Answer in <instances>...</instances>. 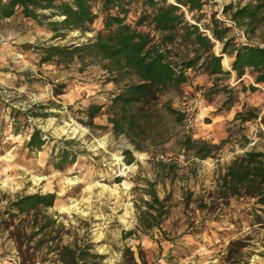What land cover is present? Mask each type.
I'll return each mask as SVG.
<instances>
[{
  "label": "rangeland",
  "instance_id": "374dc122",
  "mask_svg": "<svg viewBox=\"0 0 264 264\" xmlns=\"http://www.w3.org/2000/svg\"><path fill=\"white\" fill-rule=\"evenodd\" d=\"M249 1L207 0L202 21L218 19L230 27L228 36L236 43L264 45V25L244 34L230 21L231 9L224 11ZM100 2L91 0L97 17L85 30L60 35L47 26L61 19L50 9L39 11L48 16L41 24L20 8L0 20V264H63L57 244L81 252V264H264V205L244 194L224 196L217 186L236 157L264 152V84L255 83L248 70L239 78L232 72L224 84L235 89L237 100L228 109L222 92L211 101L203 95L211 85L203 73L160 91L153 124L137 150L125 135L114 134L107 120L110 99L124 81L114 84L104 61L93 56L41 61L46 46L93 39L103 28ZM214 42L215 53L222 54V45ZM195 98L203 99L202 124L191 132L178 116ZM91 104L103 109L89 126L85 111ZM248 110L255 117L240 122L236 114ZM34 129L44 143L29 150L26 142ZM184 135L221 147L198 159L182 148ZM125 150L132 152L131 163ZM62 152H67L65 162ZM157 156L173 169L161 170ZM124 165L129 172L118 175ZM148 182H154L161 209L144 205L151 201ZM34 193L54 194L53 204L29 214L12 207L18 197ZM127 231L132 234L125 236Z\"/></svg>",
  "mask_w": 264,
  "mask_h": 264
},
{
  "label": "trees",
  "instance_id": "16d2710c",
  "mask_svg": "<svg viewBox=\"0 0 264 264\" xmlns=\"http://www.w3.org/2000/svg\"><path fill=\"white\" fill-rule=\"evenodd\" d=\"M206 1L101 0V10L105 12L102 30L82 44L42 48L41 61L68 62L83 56L104 61L113 83L119 85L124 81L121 89L110 99L105 112L107 120L114 134L125 135L135 149L140 150L141 135L153 124V103L160 91L178 88L190 82L196 74L203 73L211 80L203 95L211 101L213 94L222 92V106L228 109L237 100L235 89L224 84L232 72L239 78L248 70L255 83L264 84V45L236 43L233 37L228 36L230 27L214 17L203 22ZM17 8L21 9L24 17L39 24L48 18L39 12L41 10L50 9L51 15L60 16L59 20L46 22L55 35H60L61 30H85L97 17L91 0H0V20L13 16ZM227 9H231L228 13L230 21L244 34L253 33L264 25V0H251L235 9L228 5L225 13ZM131 14L135 17L129 21ZM213 39L222 45L223 58L215 53ZM224 57L228 59L227 64ZM230 65L231 70L223 69L230 68ZM248 88L254 90L256 87L249 85ZM102 109L99 104L89 105L85 111V123L94 125L93 119ZM169 111L176 113L171 108ZM183 117L184 113L178 119ZM252 117L255 116L251 110L236 114L240 122ZM180 142L184 150L192 151L198 159L212 156L221 147V144L192 139L189 135L182 136ZM43 143L40 130L34 129L26 146L29 150H38ZM124 154L128 163L134 160L131 151L125 150ZM61 157L63 162L67 161V152H62ZM158 165L167 171L174 167L172 163L161 161ZM217 186L224 196L244 194L264 205V152L248 151L236 157L220 176ZM148 194L151 201L144 202L146 208L154 209V204H158L161 209L162 201L157 196L154 182H148ZM54 197L52 193H34L18 197L11 205L20 214L37 213L40 207L51 206ZM147 213L148 210L140 211L141 215ZM131 234L132 231L124 233L125 236ZM57 246L63 264H81V252L69 246ZM128 252L133 259V252Z\"/></svg>",
  "mask_w": 264,
  "mask_h": 264
},
{
  "label": "built area",
  "instance_id": "2783aa9c",
  "mask_svg": "<svg viewBox=\"0 0 264 264\" xmlns=\"http://www.w3.org/2000/svg\"><path fill=\"white\" fill-rule=\"evenodd\" d=\"M5 42L6 39L4 40V43ZM202 105H203V101L201 98H195L188 102L183 112L184 113L183 124L187 130L191 132H197L200 130L202 124V116L200 113V108L202 107ZM156 161L166 162L167 159L164 156H157ZM121 170L123 172H119L118 175L125 176L129 172V167L124 165L121 168Z\"/></svg>",
  "mask_w": 264,
  "mask_h": 264
},
{
  "label": "water",
  "instance_id": "95a60500",
  "mask_svg": "<svg viewBox=\"0 0 264 264\" xmlns=\"http://www.w3.org/2000/svg\"><path fill=\"white\" fill-rule=\"evenodd\" d=\"M220 55H222V54H220Z\"/></svg>",
  "mask_w": 264,
  "mask_h": 264
}]
</instances>
